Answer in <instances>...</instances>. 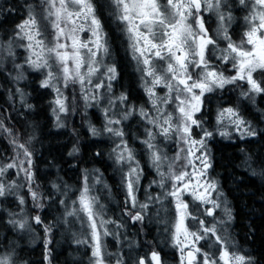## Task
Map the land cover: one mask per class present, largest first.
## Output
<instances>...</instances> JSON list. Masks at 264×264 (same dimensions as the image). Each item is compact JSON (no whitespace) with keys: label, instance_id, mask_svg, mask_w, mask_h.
<instances>
[{"label":"snow or ice","instance_id":"1","mask_svg":"<svg viewBox=\"0 0 264 264\" xmlns=\"http://www.w3.org/2000/svg\"><path fill=\"white\" fill-rule=\"evenodd\" d=\"M221 141L264 204V0H0V264H264Z\"/></svg>","mask_w":264,"mask_h":264},{"label":"trees","instance_id":"2","mask_svg":"<svg viewBox=\"0 0 264 264\" xmlns=\"http://www.w3.org/2000/svg\"><path fill=\"white\" fill-rule=\"evenodd\" d=\"M14 15L18 16L20 13L16 12ZM120 62L122 66L125 64L122 60ZM129 71L125 68V77L128 76ZM214 152L216 157V173H219L218 179L224 191L228 194L229 199L233 201L237 211L234 230L238 233V238L243 240L248 230L247 225L252 220H255L257 225L261 223V209L264 208V204L260 202V181L258 178L250 176L247 169L241 163L243 157L239 154L234 143L221 141L214 145ZM216 173H213V175ZM251 239L249 237V240ZM251 247L256 250L257 254L264 251V240L261 239L259 230L257 231L255 242L251 244ZM168 259L171 264L170 255Z\"/></svg>","mask_w":264,"mask_h":264},{"label":"flooded vegetation","instance_id":"3","mask_svg":"<svg viewBox=\"0 0 264 264\" xmlns=\"http://www.w3.org/2000/svg\"><path fill=\"white\" fill-rule=\"evenodd\" d=\"M117 53H118V58L120 59V61L122 60L125 64H126V58H125V55H124V52H123V49L120 48L119 46H117V49H116ZM128 69V68H127ZM129 71V69H128ZM130 72V71H129ZM110 175V173H109ZM145 183H147V181H145ZM155 234V233H153ZM151 238V237H149Z\"/></svg>","mask_w":264,"mask_h":264}]
</instances>
